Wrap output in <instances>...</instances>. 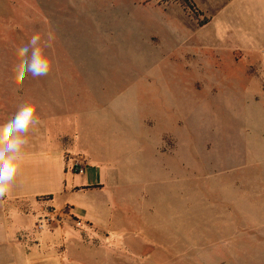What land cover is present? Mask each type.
I'll return each instance as SVG.
<instances>
[{
    "label": "rangeland",
    "instance_id": "obj_1",
    "mask_svg": "<svg viewBox=\"0 0 264 264\" xmlns=\"http://www.w3.org/2000/svg\"><path fill=\"white\" fill-rule=\"evenodd\" d=\"M230 1L196 17L184 0H0V123L23 89L66 81L85 108L94 90L97 161L130 165L101 174L106 194H58L28 220L51 247L17 243L68 264H264V0ZM37 32L54 37L50 75L14 83Z\"/></svg>",
    "mask_w": 264,
    "mask_h": 264
},
{
    "label": "crops",
    "instance_id": "obj_2",
    "mask_svg": "<svg viewBox=\"0 0 264 264\" xmlns=\"http://www.w3.org/2000/svg\"><path fill=\"white\" fill-rule=\"evenodd\" d=\"M193 2L203 17L204 12L199 8L200 0ZM237 7L236 3L230 0H208V8H220L218 14L222 16L233 14ZM207 21L209 24L210 19ZM33 92L37 93L36 97H29ZM83 93V89L69 86L63 81L49 83V86L42 90L23 89L14 98L17 102L23 101L22 104H36L40 122L32 126L26 134L28 143L22 150L23 163L11 191L5 199L0 200V264H68L66 255L61 253L58 255L60 258L54 256L52 248L31 250L28 244L25 246L17 243V233L25 232L26 237L23 235L21 239L26 242L33 237L51 247V243L55 241L54 234L48 231L44 235L39 232L34 236V233H31L33 230L27 226L28 220L33 223L37 214L44 213V210L56 209L52 206L55 195H73L81 191L90 195H103L111 188L101 178L102 175L108 177L127 173V167L130 165L118 167L116 164L107 165L97 161L107 157L98 150L94 139L102 138L100 121L95 119V112H91L95 106L91 104V101L94 103L95 91H92L86 108ZM40 94L43 95L41 98ZM26 97L29 99L25 100ZM18 107L13 109L12 115ZM5 108L7 110V107ZM9 112L10 110H7L5 114ZM105 154L108 156L107 152ZM74 159L86 161L85 173L76 174L72 171ZM80 175H83V180H78ZM67 207L80 219L94 227L97 226L89 214L86 217L79 215L76 206L71 204L57 211ZM111 220L114 221V216ZM100 232L105 235H98V238L111 242H123V237L126 236H111L106 231ZM6 233L10 235L9 239Z\"/></svg>",
    "mask_w": 264,
    "mask_h": 264
},
{
    "label": "clouds",
    "instance_id": "obj_3",
    "mask_svg": "<svg viewBox=\"0 0 264 264\" xmlns=\"http://www.w3.org/2000/svg\"><path fill=\"white\" fill-rule=\"evenodd\" d=\"M54 37L47 33L33 34L28 42L17 47L18 62L13 68V82H22L26 76L32 78L47 76L52 69L50 50ZM37 105L21 104L17 111L4 123H0V198L11 191L23 163V148L28 143L26 134L39 124Z\"/></svg>",
    "mask_w": 264,
    "mask_h": 264
},
{
    "label": "built area",
    "instance_id": "obj_4",
    "mask_svg": "<svg viewBox=\"0 0 264 264\" xmlns=\"http://www.w3.org/2000/svg\"><path fill=\"white\" fill-rule=\"evenodd\" d=\"M87 163L85 160L81 159H74L73 160V165H72V171L76 174H83L86 171ZM50 221V218H46V222Z\"/></svg>",
    "mask_w": 264,
    "mask_h": 264
},
{
    "label": "trees",
    "instance_id": "obj_5",
    "mask_svg": "<svg viewBox=\"0 0 264 264\" xmlns=\"http://www.w3.org/2000/svg\"><path fill=\"white\" fill-rule=\"evenodd\" d=\"M184 2H185V5L187 7H189V9L196 15V17L202 16L201 12L198 10V8L196 7V4L193 2V0H184ZM207 23H208V21L204 20V24H207ZM5 198H6V196L3 197L2 199H5Z\"/></svg>",
    "mask_w": 264,
    "mask_h": 264
}]
</instances>
